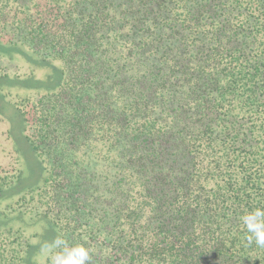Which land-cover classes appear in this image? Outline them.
<instances>
[{
    "label": "trees",
    "instance_id": "trees-1",
    "mask_svg": "<svg viewBox=\"0 0 264 264\" xmlns=\"http://www.w3.org/2000/svg\"><path fill=\"white\" fill-rule=\"evenodd\" d=\"M0 44L61 70L49 93L0 86L43 168L9 194L1 120L0 217L49 218L90 264H264L240 221L264 206V0H0ZM30 246L0 226V264Z\"/></svg>",
    "mask_w": 264,
    "mask_h": 264
},
{
    "label": "rangeland",
    "instance_id": "rangeland-1",
    "mask_svg": "<svg viewBox=\"0 0 264 264\" xmlns=\"http://www.w3.org/2000/svg\"><path fill=\"white\" fill-rule=\"evenodd\" d=\"M12 49L15 51L11 55L3 54L13 51ZM0 66L6 70L9 77L11 75L14 77V79L0 78V86L9 83L8 88L12 95L25 92L49 93L56 90L60 84L61 70L56 60L42 59L24 49L8 48L0 44ZM1 120L9 123L12 140L23 162L22 179L15 188L9 191V194L12 193L14 196L25 189L37 186L41 182L43 168L24 139L21 119L9 96L5 97L0 90ZM0 226L20 229L27 235H31V246L26 254V264H45L48 254L42 251V244L58 237L49 218L32 217L27 213H6L5 216L0 217Z\"/></svg>",
    "mask_w": 264,
    "mask_h": 264
},
{
    "label": "clouds",
    "instance_id": "clouds-1",
    "mask_svg": "<svg viewBox=\"0 0 264 264\" xmlns=\"http://www.w3.org/2000/svg\"><path fill=\"white\" fill-rule=\"evenodd\" d=\"M240 221L248 243L264 249V206L245 212ZM42 251L49 255L50 264H90L92 259L91 248L83 244L69 245L60 237L42 244Z\"/></svg>",
    "mask_w": 264,
    "mask_h": 264
}]
</instances>
